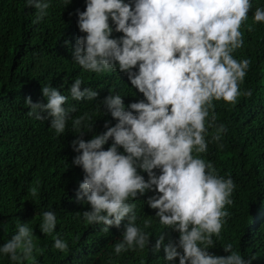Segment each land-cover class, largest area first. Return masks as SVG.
Wrapping results in <instances>:
<instances>
[{"label":"clouds","instance_id":"clouds-1","mask_svg":"<svg viewBox=\"0 0 264 264\" xmlns=\"http://www.w3.org/2000/svg\"><path fill=\"white\" fill-rule=\"evenodd\" d=\"M60 3L67 7L72 0ZM26 6L36 9L34 23H39L52 4L26 0ZM251 9L252 0H86V11L78 12V28L86 36L77 39L74 63L95 74L125 73L146 99L126 107L120 94H110L98 107L107 109L118 123L105 124L107 131L88 141L83 136L93 131V116L73 118L79 109L69 101H95L99 94L90 87L82 90L80 78L72 83L69 95L43 87L46 105L27 99L25 106L31 109L27 115L45 120L46 113L57 137L66 133L69 123L78 133L72 143L78 154L73 163L85 175L77 198L91 206L82 218L88 225H102L105 233L127 220L122 240L113 246L116 256L149 249L151 233L145 229L151 220L138 226L136 204L131 201L158 192L147 204L158 210L161 225L180 233L178 241L168 244L162 233L151 248L154 254L164 248L166 264L177 258L179 264H254L255 257L245 259L231 243L223 247L230 253L226 257L209 252L229 215L226 206L234 203L236 184L200 155L208 151L209 128L216 130L217 142L227 131L217 124L213 102L234 105L242 94L239 85L251 61H237L233 53L243 47L240 29ZM253 20L264 23V8L255 10ZM114 32L123 36L113 38ZM243 95L251 97L252 92ZM109 141L111 147L104 150ZM141 171L148 174L147 181ZM30 194L37 197V187ZM57 225L54 211L43 213L40 231L53 236L55 249L67 252L69 243L58 233L53 235ZM37 239L30 223L18 220L16 233L0 247V257L11 264L34 260Z\"/></svg>","mask_w":264,"mask_h":264},{"label":"trees","instance_id":"trees-1","mask_svg":"<svg viewBox=\"0 0 264 264\" xmlns=\"http://www.w3.org/2000/svg\"><path fill=\"white\" fill-rule=\"evenodd\" d=\"M51 4L48 15L34 23L36 9L28 8L26 0H0V247L16 233L19 220L30 223L38 238L34 241V260L24 264H166L164 248L159 254L152 253L151 248L162 233L165 244L178 241L180 233L161 225L158 210L147 204L158 192L131 201L136 204L138 226L143 228L144 221L151 220V227L145 229L151 233L149 249L116 256L113 246L122 240L127 220L105 233L102 225H88L82 218L91 206L77 198L85 175L73 163L78 154L72 143L79 138L78 133L69 123L66 133L57 137L46 113L45 120L27 115L31 111L25 106L29 97L35 104L48 103L43 87L52 86L69 95L72 83L80 78L82 90L90 87L99 94L95 101H69L79 109L73 118L84 113L93 116L94 129L83 136L88 141L106 132L105 124L118 123L107 109L98 107L110 94H120L126 107L146 99L125 73L95 74L74 63L77 39L86 36L78 28V12L86 11V0H72L67 7L60 0H51ZM257 8H264V0H252L248 19L240 29L243 47L233 53L237 61H251L239 85L242 94L234 105L223 100L213 102L217 124L225 125L227 131L217 142L213 140L216 130L209 128L208 151L200 155L213 163L220 176H230L236 184L231 197L234 203L226 206L229 215L219 237H213L215 248L209 249L210 254L230 255L223 247L231 243L234 252L245 259L255 257L254 264H264V23H254ZM121 36L123 33L113 34V38ZM246 90L252 92L251 97L243 95ZM112 143L109 141L104 150ZM140 174L149 179L147 173ZM32 187H37V197L31 196ZM47 211L57 215L53 235L58 233L69 243L67 252L55 249L53 236L40 231ZM77 213H81L79 217ZM0 264L11 261L0 257ZM173 264H179V259Z\"/></svg>","mask_w":264,"mask_h":264}]
</instances>
